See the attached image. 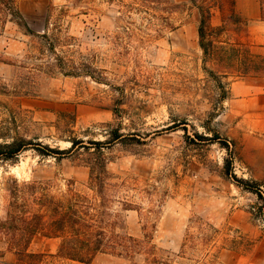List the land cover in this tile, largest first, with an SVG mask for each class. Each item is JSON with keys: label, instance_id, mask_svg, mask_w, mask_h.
Masks as SVG:
<instances>
[{"label": "rangeland", "instance_id": "obj_1", "mask_svg": "<svg viewBox=\"0 0 264 264\" xmlns=\"http://www.w3.org/2000/svg\"><path fill=\"white\" fill-rule=\"evenodd\" d=\"M218 1L15 0L36 34L50 18L57 55H41L0 0V144H35L0 157V223L18 188L29 198L36 183L58 199L80 195L108 237L132 238L92 264H264V81L231 77L229 99L216 101L197 30ZM222 18L213 9V25ZM232 36L264 53V22ZM55 58L79 74L38 70ZM70 138L88 149L61 159L36 149L67 150ZM100 151L104 189L89 182ZM20 235L0 227L4 262L16 260L8 246ZM59 242L38 234L28 250L44 264H82L55 257Z\"/></svg>", "mask_w": 264, "mask_h": 264}, {"label": "trees", "instance_id": "obj_2", "mask_svg": "<svg viewBox=\"0 0 264 264\" xmlns=\"http://www.w3.org/2000/svg\"><path fill=\"white\" fill-rule=\"evenodd\" d=\"M225 1L219 0L206 9L201 10V18L198 26V45L203 54V69L212 80L217 90L216 101L222 103L228 100L231 94L230 82L224 81L231 77L239 78L253 76L264 81V53L254 51L249 43L242 41L240 37H233V34L242 33L246 28V22L235 10V0H229L228 12H225ZM10 12L8 16L19 28L28 35L37 38V49L41 55L55 53L58 38L49 30V20H45V27L40 34L33 32L23 19L15 5V0H10ZM261 21L264 22V0H260ZM223 14L221 25L215 26L212 23L213 9ZM57 57V56H56ZM38 66L40 72L53 74L59 72L63 75L77 76V68L73 64L60 61ZM101 82L102 80H97ZM19 96V92L13 91ZM29 96V94H24ZM121 136L114 132L113 140ZM70 148L67 150L52 149L44 146L37 151L46 156H53L59 159L63 155L72 154L78 149H88L83 141L77 138H70ZM30 140L24 138L13 140L10 144H0V157L7 159L17 157L20 153L34 147ZM228 148V146H227ZM95 161L89 162L90 186H109L110 174L107 170L106 160L102 157L101 151ZM48 186V185H47ZM29 198H23L22 190L18 188L13 197L10 208L14 212H7L6 220L0 223L4 231H20L18 238H13L8 246L9 252H14L16 260L11 263L4 262V256L0 255V264H44V254L29 252V245L33 238L41 234L44 237L58 239L59 246L55 257L62 260H70L82 264H92L94 258L100 254L116 253L118 248H127L126 243L132 238L113 235L108 237L106 228L94 215L87 211L88 204L83 197L73 193L70 198H56L46 192V187L36 183L26 185ZM48 189V188H47ZM39 190V192H37ZM41 191V192H40ZM255 194L264 201V193L256 187ZM24 202V205L20 204ZM23 209V210H21ZM25 209V210H24ZM259 216L264 218V209L260 208Z\"/></svg>", "mask_w": 264, "mask_h": 264}, {"label": "crops", "instance_id": "obj_3", "mask_svg": "<svg viewBox=\"0 0 264 264\" xmlns=\"http://www.w3.org/2000/svg\"><path fill=\"white\" fill-rule=\"evenodd\" d=\"M234 7L239 16L246 22L247 26H249V29L252 23L261 22L260 0H235Z\"/></svg>", "mask_w": 264, "mask_h": 264}]
</instances>
